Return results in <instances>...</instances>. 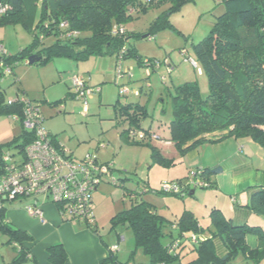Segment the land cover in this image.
<instances>
[{
  "label": "trees",
  "instance_id": "obj_1",
  "mask_svg": "<svg viewBox=\"0 0 264 264\" xmlns=\"http://www.w3.org/2000/svg\"><path fill=\"white\" fill-rule=\"evenodd\" d=\"M196 1L0 0V3L12 8L8 13L0 15V26L14 21H29L37 10L38 2L41 3V15L32 31V42L18 54H0V78L6 76L1 64L10 65L9 75L16 77L14 70L31 56L40 58L35 66H45L57 58H67L76 62L87 61L92 57H115L116 62L120 57L121 61L137 58V51L130 44V40L140 38L141 35L128 32L126 25L129 22L155 6L170 3L169 10L162 13L152 24L149 33L144 35L151 39L158 31L172 27L169 18L171 14ZM216 1L219 6H224L223 14L217 17L215 26L208 36L192 46L195 62L200 65L207 77L208 95L202 96L196 82H185L175 88V94L172 96V119L168 125L170 133L168 141L175 144L183 153L194 149L200 143L221 141L229 137L250 138L264 148V0ZM50 38L55 42L50 46H44L45 40ZM138 59L141 66L152 67L153 72L157 71L154 60L141 57ZM171 67L169 64L168 68ZM124 69L123 66L122 70ZM195 69L201 72L199 67ZM139 91L140 95L135 98H141L143 90ZM119 92L126 96L121 93V89ZM24 96L27 97L25 92ZM62 104L63 100L50 103L51 106ZM118 105L119 101L114 104L116 120L124 118L130 125L121 132L122 137L129 140L128 133L132 130L130 128L143 131L154 129L151 126H143V121L148 117L144 105L136 102L117 108ZM24 107L20 101L9 105L0 83V117L13 119L17 116L19 118L17 122L23 128L21 134L9 143L0 145V174L4 147L6 146L9 151L10 148L17 149L16 153L11 154L18 157V162L21 163L25 158L26 148L33 141L31 132L23 127ZM49 134L56 146L60 147L57 137ZM151 151L154 159L160 158L161 152L157 147L151 146ZM70 156L73 158L72 152ZM99 163L112 165V170L115 171L112 162ZM222 172L223 166L217 165L202 167L197 174L202 180L208 181L212 176ZM108 181L114 186L121 187L127 178H119L117 182ZM177 183L184 185L182 181ZM137 186L136 189L125 192L131 199V206L117 214L113 222L122 224L134 232L136 249L142 250L149 258V262L139 264H184L183 252L186 248L188 250V244L194 246L195 258L185 264H236L240 256L245 259L246 264H264V226L249 223L236 225L220 209L214 207L210 220L215 230L211 231V237L203 236L204 238L197 244L191 243L190 237L193 234L205 233L193 212L185 211L174 224L159 215L155 206L145 201L142 196L144 193L156 196L165 193L152 189L147 183L142 186L138 183ZM11 203L0 200V232L8 236L7 244L13 245L17 252L11 264H23L29 259L34 260L29 246L26 245L32 242V238L6 221L4 216L7 204ZM93 205L92 198L89 206L94 215L93 223L86 225L88 223L85 220L82 223L102 239L97 228ZM243 206L256 215L264 216V186L253 191L250 202ZM63 220L78 221L75 217L67 216ZM170 225L171 230L166 233ZM175 225L176 230L173 228ZM249 236H254L258 240L256 248L248 244ZM166 237L171 239L168 244L163 242ZM177 237L180 243L173 249V241ZM216 239L222 240L225 245L226 253L223 256L218 254ZM47 252L52 264L66 263L68 255L62 244L49 247ZM101 264L129 263L119 262L115 254L110 253Z\"/></svg>",
  "mask_w": 264,
  "mask_h": 264
},
{
  "label": "rangeland",
  "instance_id": "obj_2",
  "mask_svg": "<svg viewBox=\"0 0 264 264\" xmlns=\"http://www.w3.org/2000/svg\"><path fill=\"white\" fill-rule=\"evenodd\" d=\"M169 8L170 3H162L126 25L128 32L141 35L140 38L130 40L138 56L124 61V71L128 72L126 74L118 73L115 57H92L79 62L57 58L45 66H31L26 64L27 60H23L14 70L16 77L6 75L0 78L7 101L15 99L17 94L24 93L20 84L27 88L28 94L25 92V95L40 106L44 117L43 128L56 136L60 145L72 152L75 159L83 160L91 155L100 162H112L115 169L114 178H127L121 187L112 185L106 179L93 194L99 233L109 247L118 246L115 254L121 263L149 262L143 251L136 249L134 232L122 224L113 222L117 214L131 206V199L125 194L127 190L136 189L138 183L141 186L147 183L158 191L179 181L187 187L191 176L203 165L215 166L234 158L240 152L244 154L250 150L246 144L248 138L235 137L200 143L192 149L196 154L194 157L190 156L191 151L183 153L175 144H165V140H170L168 125L172 119V96L175 94V88L185 82H196L202 96L208 95L207 77L200 65L197 63L201 69V72H198L184 59L196 61L193 44L208 36L217 17L225 10L216 0L190 2L169 16L171 28L158 31L151 39L144 38L155 20ZM40 15L41 3L38 2L37 10L29 21H14L0 26V47L5 54H18L32 42V31ZM54 42L53 38L47 39L44 46H50ZM138 57L154 60L157 71L151 72L150 77L147 76L146 68L140 65ZM169 64L172 66L170 70ZM76 75L84 76L89 86L86 96L87 110H84L81 102L76 101L75 95L73 96V79ZM122 85H127L130 90L142 89L141 98H135L136 96L131 94L121 95L119 91ZM98 88H101V92H96L95 89ZM59 100H63L62 105H50ZM117 101V108L120 105L139 102L148 112L143 126L163 127L161 138L164 145L159 147L160 158H153L151 146H155V143L132 144L121 136V132L130 125L124 118L116 120L114 104ZM22 130L21 124L16 120L0 117V145L9 143L21 134ZM10 150L12 153L17 151L12 148ZM8 151L5 146L3 152ZM212 178L214 181L215 176L208 179L209 182L206 181L208 187L190 186L189 190L195 192L193 195L187 192L182 196H156L147 193L142 196L145 201L155 206L162 217L174 224L185 211L193 212L203 227L205 236L210 237L211 231L215 230L210 220L212 204L220 200L225 213L231 212L233 208L231 197L217 191L212 185ZM238 197V202L241 203V195ZM170 230L171 225L165 232ZM169 241L171 239L166 237L163 242L168 244ZM193 249L194 246L188 244V250L183 257L184 264L194 260Z\"/></svg>",
  "mask_w": 264,
  "mask_h": 264
},
{
  "label": "built area",
  "instance_id": "obj_3",
  "mask_svg": "<svg viewBox=\"0 0 264 264\" xmlns=\"http://www.w3.org/2000/svg\"><path fill=\"white\" fill-rule=\"evenodd\" d=\"M11 9L9 5L0 3V15L8 13ZM3 53L0 47V54ZM119 59L116 62V66L119 68L118 73H128L126 70H122L124 62L121 61L122 57ZM184 60L193 67L198 68L195 61L186 58ZM1 66L6 75L11 73L10 65L3 66L1 64ZM154 66L157 70L156 62ZM145 68L147 76L150 77L153 68ZM73 81L75 88L73 95H75L76 101L81 102L84 110H87V81L84 76L79 75L74 76ZM95 90L96 92L100 91L99 88ZM121 93L133 96L140 95L139 90H130L127 85L122 86ZM19 101L25 105L22 117L23 127L31 132L33 141L26 148L25 158L21 163L18 162V157L11 154V151L3 154L0 174L2 175L0 177V200L6 202L27 201L28 203L25 205L26 211L31 216L39 218L42 222L44 221V215L41 202L45 201L55 205L62 219L66 216L75 217L79 222L85 220L88 223L86 225L92 224L94 215L90 210L89 204L92 202L96 188L103 182L102 180L108 179L117 182L113 175V166L100 164L91 155L83 160L71 158L70 151L62 145L60 147L56 146L49 132L43 128L44 117L37 104L31 102L24 95L20 98L8 100L7 103L12 105ZM13 119L19 120L17 116ZM162 131V126L148 131L134 129L129 131L128 138L132 142L142 144L164 142L161 138ZM170 143L167 142V144ZM189 181L187 187L174 183L170 186L166 185L160 191L168 195H183L189 191L190 186L196 188L208 187V183L198 177L197 173L192 175ZM173 228L176 230L177 226L175 225ZM190 238L191 243L197 244L204 237L193 234ZM179 243L180 239L178 237L174 239L173 249L177 248ZM117 250L118 246H113L110 251L116 253Z\"/></svg>",
  "mask_w": 264,
  "mask_h": 264
},
{
  "label": "crops",
  "instance_id": "obj_4",
  "mask_svg": "<svg viewBox=\"0 0 264 264\" xmlns=\"http://www.w3.org/2000/svg\"><path fill=\"white\" fill-rule=\"evenodd\" d=\"M20 86L21 89H24L23 92L28 94L27 88L21 84ZM18 90L21 91L19 88ZM23 95L24 93L17 94L16 98H20ZM167 142L169 141L165 140V144ZM155 144V147L159 150V147L164 145L162 142H156ZM246 144L249 145L250 150L244 154L240 152L234 158L218 164L223 166V172L215 176L214 181L212 178V185L217 191L231 197L232 211L225 213L220 200L212 204V207L220 209L236 225L249 223L264 226V216L256 215L252 210L243 206L250 202L253 191L264 186V148L250 138L247 139ZM167 145H172V142ZM190 151L192 152L193 150ZM195 155L193 152L190 154L191 157ZM202 167L214 166L203 165ZM213 186L212 188H214ZM99 188L100 185L97 190ZM188 192H190L189 195L195 193L190 190ZM239 195L242 198L241 203L238 202ZM93 199L95 198L93 197ZM27 203L25 200H17L9 205L7 204L8 208L4 216L12 227L26 232L32 238V242L26 245L29 246L34 260L29 259L23 264H52L47 251L49 247L58 244H62L67 252L68 258L65 264H101L112 253L110 251L112 247H109L103 238L101 239L84 223L78 221L65 222L52 203L41 202L44 215L43 222L26 211L25 205ZM96 224L98 228L97 220ZM0 234L2 235L0 237V264H11L17 256V252L13 245L7 244L8 236L2 232ZM203 235L205 236V233ZM247 241L252 248L257 247L258 240L254 236H249ZM215 244L218 254L223 256L226 253L223 241L216 239ZM185 252H187V248L183 253ZM115 256L117 257L116 254ZM236 264H246V261L243 257H240Z\"/></svg>",
  "mask_w": 264,
  "mask_h": 264
},
{
  "label": "water",
  "instance_id": "obj_5",
  "mask_svg": "<svg viewBox=\"0 0 264 264\" xmlns=\"http://www.w3.org/2000/svg\"><path fill=\"white\" fill-rule=\"evenodd\" d=\"M146 38V37H144ZM40 61V58H37L36 56H31L29 59H28V64L33 66L35 65L37 62Z\"/></svg>",
  "mask_w": 264,
  "mask_h": 264
},
{
  "label": "clouds",
  "instance_id": "obj_6",
  "mask_svg": "<svg viewBox=\"0 0 264 264\" xmlns=\"http://www.w3.org/2000/svg\"><path fill=\"white\" fill-rule=\"evenodd\" d=\"M28 61V60H27ZM26 64H28V63H26ZM29 65V64H28Z\"/></svg>",
  "mask_w": 264,
  "mask_h": 264
}]
</instances>
